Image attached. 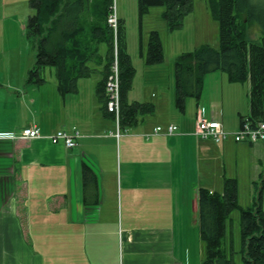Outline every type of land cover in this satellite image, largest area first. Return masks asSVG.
<instances>
[{
    "label": "crops",
    "instance_id": "crops-1",
    "mask_svg": "<svg viewBox=\"0 0 264 264\" xmlns=\"http://www.w3.org/2000/svg\"><path fill=\"white\" fill-rule=\"evenodd\" d=\"M97 2L89 1L91 7ZM92 14V8L81 13L77 26L84 28L79 35L96 47L89 64L98 74L78 78L76 88L64 95L58 90L57 70L52 84L45 78L3 80L0 135L15 137L0 136V264H192L193 236L199 232L198 189L213 191L200 180L202 163L214 164L220 184L226 177L235 178L238 193L242 177H247L254 197L257 185L264 184V140L237 142L229 137L215 143L194 134L200 108L206 118L237 131L249 114L250 84L242 87L244 103L237 106L240 82L225 72L227 79L217 77L219 102L215 91L203 93V86L195 110L188 100L195 97L187 98L180 110L171 62L172 90L162 89L156 73L144 79L165 59L147 63L141 38L143 79L136 94L138 71L133 64L127 99L151 103L154 111L139 114L132 123L121 122L118 137L116 120L97 93L110 61L108 31L90 33L100 23ZM83 15L88 17L84 22ZM128 53L133 60L129 44ZM225 86L232 103L224 102ZM170 124L178 126L172 134L167 133ZM35 125L41 137H20L23 129ZM158 126L162 131L153 135ZM74 128L80 137L72 148L50 138L60 129ZM82 162L97 174V188L87 192L89 202L84 200Z\"/></svg>",
    "mask_w": 264,
    "mask_h": 264
},
{
    "label": "trees",
    "instance_id": "trees-1",
    "mask_svg": "<svg viewBox=\"0 0 264 264\" xmlns=\"http://www.w3.org/2000/svg\"><path fill=\"white\" fill-rule=\"evenodd\" d=\"M90 0H30L33 12L27 22V35L36 49V64L30 71V80L43 82L41 71L46 66L57 70L58 90L64 95L76 88L78 78L89 76L95 70L89 62L93 52L91 41L79 35L83 27L77 26L81 13L91 8ZM194 0H138L140 16L151 6H162V18L168 29L181 26L183 18L193 8ZM212 15L219 21V46L202 45L193 51L183 52L174 63L176 105L185 109L189 97L199 99L206 74L222 70L233 82H249V114L252 125L264 121V34L261 42L247 39L248 26L258 20L264 30V9L258 12L251 0H206ZM113 0H98L92 7L93 14L105 23L94 24L90 30L105 28V40L110 45V61L106 77L98 84L97 93L107 108L106 80L112 61L113 31L107 23ZM100 41V40H99ZM98 41V42H99ZM120 94L122 123H132L139 114L152 113L154 105L148 102H128L135 67L128 53L126 26L120 19L118 27ZM164 59V48L157 30L150 33L146 62L155 64ZM244 117H242L243 120ZM84 200L87 192L97 188V174L86 162L81 164ZM256 200L247 208L238 202V182L224 179V191L220 194L200 187L198 212L200 237L206 244L205 258L201 264H235L223 247L227 222L231 212L240 209L242 255L244 264H264V184L257 185ZM97 200V199H94ZM92 200V202H96Z\"/></svg>",
    "mask_w": 264,
    "mask_h": 264
},
{
    "label": "rangeland",
    "instance_id": "rangeland-1",
    "mask_svg": "<svg viewBox=\"0 0 264 264\" xmlns=\"http://www.w3.org/2000/svg\"><path fill=\"white\" fill-rule=\"evenodd\" d=\"M257 6L258 12L264 9V0H251ZM116 13L120 19L124 20L126 26L127 41L129 50L133 57V64L137 68L138 78L135 79L136 87L134 91L139 94V82L143 79L142 66L143 58L140 55L141 38H143L145 51L147 52L149 45L150 33L157 30L164 48L165 62L159 66L158 70H153V74H147L144 79L155 77L160 81V86L164 91L173 89V77L170 75L168 62L174 65L176 58L183 52L193 51L202 45L213 47L219 46V21L216 19L206 2V0H194L192 10L183 18L181 26L170 30L166 22L162 18L163 7L151 6L146 8L143 16H140L138 0H113ZM94 7V6H92ZM91 7V8H92ZM93 9V8H92ZM33 12L30 6V0H0V100L4 97L5 91L2 89L6 79H29L30 71L35 66L36 49L32 40L27 35V22L30 14ZM93 19L98 17L92 14ZM82 21L88 19L87 15L82 16ZM100 23L102 20H99ZM247 39L256 43L261 42V36L264 34L263 27L254 19V22L248 26ZM98 71L92 73L93 76L98 74ZM217 73V74H215ZM222 75L226 78V73L222 70H217L206 74L204 79V91L214 92L215 99H220L221 96V81L217 79ZM41 76L47 79L48 84H52L56 78V69L54 66H46L41 71ZM226 85L227 81H226ZM239 91L237 100L234 103L243 106L242 87H247V82L238 84ZM224 102L228 104L233 102V98L228 94L226 86L224 87ZM161 94V93H160ZM241 95V96H240ZM192 102V110H195L196 98H189ZM247 98L245 99V107H247ZM247 108L244 110L246 111ZM202 139V138H201ZM202 177L200 180L204 184L217 192L224 191V183L220 184L216 175L212 172L215 169L214 164L203 165L201 167ZM247 177L240 179L239 198L240 206L247 208L253 205L256 198L251 191ZM204 187V186H203ZM200 188V187H199ZM257 195V193H256ZM255 195V196H256ZM264 208V203H263ZM194 237L192 248V264H201L205 258L206 244L200 237V231ZM223 247L226 256L233 258L235 264H244L242 255V240H241V225H240V209L236 208L231 212L230 219L227 222V233L224 238Z\"/></svg>",
    "mask_w": 264,
    "mask_h": 264
},
{
    "label": "built area",
    "instance_id": "built-area-1",
    "mask_svg": "<svg viewBox=\"0 0 264 264\" xmlns=\"http://www.w3.org/2000/svg\"><path fill=\"white\" fill-rule=\"evenodd\" d=\"M107 23L113 31V48H112V61L110 64V70L106 80V92H107V110L114 116L117 123L116 135H121V94H120V68H119V43H118V27L119 17L116 13L114 4L111 6V11L107 17ZM178 128L175 124H170L167 127V133L172 134ZM162 131V127L158 126L154 129L153 135ZM148 134V136L152 135ZM194 134L198 138L210 139L215 143H221L222 141L233 137L235 141H250L256 142L264 140V121H260L255 125H252L249 117H244L241 122V127L231 132L224 128L223 123L220 120L208 119L205 117L204 111L200 108L197 113L196 127ZM0 136L15 137L13 133H4ZM40 129L35 125L23 129L20 137L23 138H37L41 137ZM80 137V132L77 128L71 131L64 129L58 130L50 138L54 143L62 142L67 148H72L77 145V139ZM113 264H124L121 260Z\"/></svg>",
    "mask_w": 264,
    "mask_h": 264
}]
</instances>
